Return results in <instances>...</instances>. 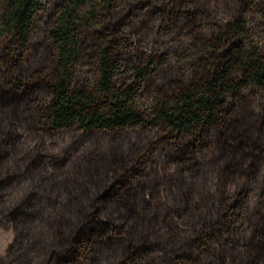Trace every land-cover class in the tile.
<instances>
[{"label": "trees", "instance_id": "1", "mask_svg": "<svg viewBox=\"0 0 264 264\" xmlns=\"http://www.w3.org/2000/svg\"><path fill=\"white\" fill-rule=\"evenodd\" d=\"M0 264H264V0H0Z\"/></svg>", "mask_w": 264, "mask_h": 264}, {"label": "rangeland", "instance_id": "2", "mask_svg": "<svg viewBox=\"0 0 264 264\" xmlns=\"http://www.w3.org/2000/svg\"><path fill=\"white\" fill-rule=\"evenodd\" d=\"M13 239L12 229L0 228V255H3L10 241Z\"/></svg>", "mask_w": 264, "mask_h": 264}]
</instances>
